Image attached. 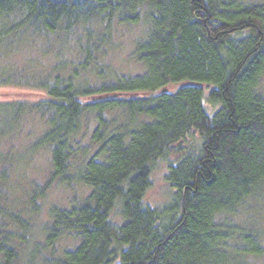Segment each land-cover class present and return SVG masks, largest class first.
I'll use <instances>...</instances> for the list:
<instances>
[{
    "label": "trees",
    "instance_id": "trees-1",
    "mask_svg": "<svg viewBox=\"0 0 264 264\" xmlns=\"http://www.w3.org/2000/svg\"><path fill=\"white\" fill-rule=\"evenodd\" d=\"M137 25L140 69L118 72ZM0 85L34 94L0 100V264L264 261V0H0ZM44 151L45 179L8 200ZM54 185L88 191L36 223Z\"/></svg>",
    "mask_w": 264,
    "mask_h": 264
},
{
    "label": "rangeland",
    "instance_id": "rangeland-1",
    "mask_svg": "<svg viewBox=\"0 0 264 264\" xmlns=\"http://www.w3.org/2000/svg\"><path fill=\"white\" fill-rule=\"evenodd\" d=\"M139 26L134 28L124 29L122 33H119L115 36V39L118 43V49L114 48L107 55V58L112 59L111 64L118 72H137L140 68L135 65L130 60V51L133 44V39L139 34ZM15 48V47H14ZM12 55L25 51H20L19 49L15 50ZM106 62H109L108 59H105ZM33 91L31 87H20L14 85H0V100H16L24 98L31 94ZM30 92V93H29ZM26 126L30 124L24 123ZM28 141V139H27ZM23 142V138L16 140L15 143L19 150L20 143ZM46 160L47 156L45 151L40 154L37 153L36 156H33V161L29 163L23 162V169H12L10 177H8L7 183L9 184L10 194L8 195V200L14 199L17 201L18 205L24 203L26 196L28 195V187L32 180L36 182H42L46 177ZM165 165L163 162L158 164L155 167L152 173V184L151 187L147 190L145 194V200L153 206L161 205L166 202L170 196L171 190L168 183L164 179ZM88 191L85 187H77L72 189H67L62 185H54L50 187L43 198V208L36 219V223L42 222L44 219H47L46 210L52 204H57L59 206H66L70 200L76 196L80 197L81 194H85ZM262 214V213H261ZM39 225L35 227V232H38ZM67 240H63L60 243H64ZM63 245V244H62ZM245 264H264L262 259H253L252 257H247L244 260Z\"/></svg>",
    "mask_w": 264,
    "mask_h": 264
}]
</instances>
